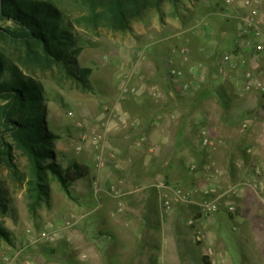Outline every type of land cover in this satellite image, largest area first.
I'll return each mask as SVG.
<instances>
[{
    "label": "rangeland",
    "instance_id": "374dc122",
    "mask_svg": "<svg viewBox=\"0 0 264 264\" xmlns=\"http://www.w3.org/2000/svg\"><path fill=\"white\" fill-rule=\"evenodd\" d=\"M243 1L166 2L144 20H134L126 31L75 24V37L83 46L79 63L92 68L88 89L63 78L57 82L51 70L31 68L29 73L44 91L45 119L59 134L54 142L57 161L64 167L72 161L84 164L88 174L75 181L68 193L49 176L47 195L33 214L26 206L25 183L18 177L27 171V157L16 147L11 150L17 173L0 162L6 204L0 210V225L9 234L8 240L0 238V264L12 258L16 264L29 257L39 264L43 255L51 258V264H133V258L134 264H201L193 247L205 242L202 235L192 233L196 219L203 214L222 218L223 210H231L226 200L232 191L227 189L249 179L248 173L258 164L252 153L240 149V128L232 120L247 108L255 112L264 105V87L247 85L245 78L250 71L264 84V49L255 48L258 39L264 44V8L261 0L251 6H258L262 22V34L255 39L243 31L248 14ZM66 8L72 11V6ZM193 67L208 73V80L201 84L208 93L195 108L191 107V79L186 75ZM171 69L185 78L176 79ZM184 82L185 92L178 95V84L184 86ZM143 84L149 89H142ZM174 100L179 102L182 120L165 119L152 127L151 112L167 111ZM136 116L142 117L140 123ZM161 127L173 134L184 129V137L179 138L181 167L172 171L184 184H174L161 174V160L171 155L153 148L157 169H152L151 177L159 173L153 182L156 188L163 185L161 196H154L150 189L148 196H129L137 178L141 183L145 181L141 178L150 177L138 164L130 165L134 157H144L133 155L130 145L150 141L154 147ZM197 184L216 188L210 192L219 196L203 190L204 196L189 194L165 206V192H187ZM206 201H215L217 211L206 214L201 206ZM223 224L232 253L230 264H247L231 221L226 218ZM183 228L191 233H179ZM205 250L203 257L211 264H223L214 259L212 248Z\"/></svg>",
    "mask_w": 264,
    "mask_h": 264
},
{
    "label": "trees",
    "instance_id": "16d2710c",
    "mask_svg": "<svg viewBox=\"0 0 264 264\" xmlns=\"http://www.w3.org/2000/svg\"><path fill=\"white\" fill-rule=\"evenodd\" d=\"M166 2L177 5L178 0H0V162L17 173L11 150L16 147L26 155L27 171L17 176L25 183L30 213L45 199L49 176L68 193L87 176L88 167L76 161L64 167L57 161L54 142L59 134L45 119L44 91L29 71L51 70L57 82L63 78L88 89L92 68L79 63L83 46L75 37V24L126 31ZM191 93L195 108L208 92L200 87ZM4 195L0 184L1 211ZM0 238L9 239L1 225ZM203 261L211 264L206 256Z\"/></svg>",
    "mask_w": 264,
    "mask_h": 264
},
{
    "label": "crops",
    "instance_id": "0c3cea01",
    "mask_svg": "<svg viewBox=\"0 0 264 264\" xmlns=\"http://www.w3.org/2000/svg\"><path fill=\"white\" fill-rule=\"evenodd\" d=\"M261 6L264 8V0H261ZM242 7V6H241ZM258 9V6L256 7ZM259 12V11H258ZM209 44H207L206 50L209 51ZM194 68L190 72H186L189 78L191 79V87L193 92L201 87V84L204 81L208 80V73L203 69ZM183 76H175L176 79L185 78V74L182 73ZM191 75L194 76L195 80L191 78ZM181 77V78H180ZM197 79V80H196ZM184 82V86L182 83L179 86L178 95L184 94L183 88H186ZM152 88L157 87L156 85H151ZM183 87V88H182ZM188 87V86H187ZM190 87V88H191ZM141 88L149 89L148 84L141 85ZM140 89V88H139ZM137 90V89H136ZM185 92V91H184ZM170 93L173 94V91ZM181 98V96H179ZM183 97V96H182ZM169 108L167 111L160 112H151V118L154 123L151 125L152 127H159L160 124L167 119L166 121L172 120H182L181 108L179 107L178 100H174L169 103ZM260 109L256 108L255 112L250 111V109H246L247 111L244 114L239 116H235L233 119V123L235 127L240 128V140L239 145L240 149L246 154L252 153L255 158L257 167L253 172L248 173L249 179L246 181H240L237 183H233L230 185L227 191H232L231 196H227L226 204L229 207H232L229 211H222V218L219 216L211 217L208 215L206 217L204 214L196 219V224L192 228V233H198V238L200 235L203 237L205 244L196 248L193 247L194 252H198V257H200L201 264L203 263V249L212 248L214 252V259L217 261H222L223 264L232 263V253L229 249L228 236L224 232V219L228 218L231 221V231L234 233V238L237 243L241 246L242 252V260H245L248 264H264V105H260ZM136 121L139 123L142 121V117H135ZM146 118V117H145ZM237 120V121H236ZM165 126V125H164ZM182 128V127H181ZM168 129L160 128L159 133H157L159 137V141L154 147H151L153 144L150 141L144 144H132L130 148H132V154L135 155L137 153L144 154V157L141 159L139 156L134 157V161L130 162L131 166L138 164V168H143L145 173L150 172V177L145 176V181H141L137 178L134 181L133 189L128 190L129 196H148L149 193L147 190H152L154 196H161V191H163V186L156 184L158 188L154 186L153 178L158 179L160 176L159 173H156L155 177H151L152 169L156 170V166L153 165V156L152 152L153 148H160L162 154H170L171 157H166L164 160L160 162V168H163L162 175L165 177L168 176L169 179L174 184H184L183 182L178 181L172 176V171L176 167H181V159H182V147H181V136L184 137L185 132L184 129H178L176 134L173 132H168ZM151 133L146 135V140L149 139ZM145 139V137H143ZM152 142V141H151ZM150 143V145H149ZM146 146H150L147 148ZM149 151V152H148ZM255 154V155H254ZM137 161V162H136ZM261 170L259 173L258 171ZM257 171V172H256ZM130 173V171H128ZM148 172L146 174H148ZM259 173V174H256ZM142 184V185H141ZM200 184V183H199ZM199 184L193 185L191 189L187 192L192 196H204L203 193H209L210 196H219L216 195L217 192L211 193L210 191H214L216 188H207L199 187ZM246 187V188H245ZM211 193V194H210ZM221 210V208H219ZM229 209V208H228ZM221 212V211H220ZM212 215V214H211ZM221 221L223 224L221 227L218 223ZM214 227L213 230H208V227ZM187 229V228H186ZM185 228L181 230L179 233H191L187 231ZM179 238V237H178ZM181 239V238H179ZM182 240V239H181ZM194 242V241H193ZM164 245V244H163ZM162 245L161 252H164V246ZM206 251V250H205ZM163 254L159 255V259L162 260ZM135 258H133V264L135 263ZM16 264H38L34 259L29 257V259L20 261ZM39 264H51V258L43 255V260Z\"/></svg>",
    "mask_w": 264,
    "mask_h": 264
},
{
    "label": "built area",
    "instance_id": "2783aa9c",
    "mask_svg": "<svg viewBox=\"0 0 264 264\" xmlns=\"http://www.w3.org/2000/svg\"><path fill=\"white\" fill-rule=\"evenodd\" d=\"M256 3L258 4L259 0H244L243 1L244 7L248 9V14L244 19L243 31L246 33L250 32L251 35L254 36L255 39H258L260 37V35L262 34V30H261V26H260L262 22L257 17L256 7H251V6H253V4H256ZM255 48L258 50L264 49L263 42L258 39L255 42ZM233 65L235 66V64H233ZM170 73L174 76H180V75L183 76L181 71H178L175 69H171ZM245 78L247 79V85H256L257 87H264V84L262 82L256 80V78L254 77V75L250 71H248L245 74ZM126 89H128V88L126 87ZM132 90H134V89H132ZM160 186H163V185L160 184ZM188 195H189L188 192H182L180 190H174V191H172V193L170 195L165 192L164 196L166 198L164 199V204L167 208H169L173 203L186 199V197ZM201 206L203 207V210L206 214L214 213L218 209V206L215 203V201L202 202ZM229 209H232V207H229ZM12 263H13V258L10 260H7L4 264H12Z\"/></svg>",
    "mask_w": 264,
    "mask_h": 264
}]
</instances>
